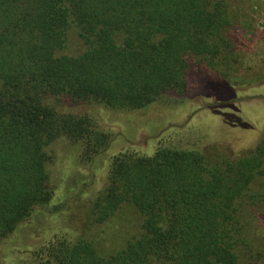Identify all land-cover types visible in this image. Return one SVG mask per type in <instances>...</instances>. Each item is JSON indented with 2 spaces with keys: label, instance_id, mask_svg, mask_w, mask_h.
<instances>
[{
  "label": "trees",
  "instance_id": "16d2710c",
  "mask_svg": "<svg viewBox=\"0 0 264 264\" xmlns=\"http://www.w3.org/2000/svg\"><path fill=\"white\" fill-rule=\"evenodd\" d=\"M227 7L225 0H0V245L53 200L56 141L76 145L84 161L109 147L113 132L80 107L182 104L209 76L235 86ZM74 31L84 46L78 54L69 52ZM130 150L113 157L83 225L38 242L37 264H264V239L250 224V211L264 203V133L249 148L209 141L161 143L151 155ZM125 203L141 214V232L101 255L99 226Z\"/></svg>",
  "mask_w": 264,
  "mask_h": 264
},
{
  "label": "rangeland",
  "instance_id": "374dc122",
  "mask_svg": "<svg viewBox=\"0 0 264 264\" xmlns=\"http://www.w3.org/2000/svg\"><path fill=\"white\" fill-rule=\"evenodd\" d=\"M225 1L235 86L209 76L202 83L204 91H193L195 95L182 104L155 103L139 112H118L97 104L80 107L77 112L95 114L114 137L94 161H84L79 148L67 140L53 144V162L48 168L55 188L53 200L37 208L1 243L3 264H37L34 253L38 242L65 229H79L87 204L107 183L113 157L126 149L151 155L161 143L203 146L214 141L231 148L256 145L257 136L264 133V0ZM71 36L70 54L81 53L84 46L76 31ZM236 118L251 123L253 129L234 127ZM250 212V224L257 237L264 239V203ZM142 222L135 206L122 205L111 221L99 226L103 228L96 240L99 253L108 256L122 249L139 235Z\"/></svg>",
  "mask_w": 264,
  "mask_h": 264
},
{
  "label": "flooded vegetation",
  "instance_id": "af4514ba",
  "mask_svg": "<svg viewBox=\"0 0 264 264\" xmlns=\"http://www.w3.org/2000/svg\"><path fill=\"white\" fill-rule=\"evenodd\" d=\"M260 135H258V137H259Z\"/></svg>",
  "mask_w": 264,
  "mask_h": 264
}]
</instances>
